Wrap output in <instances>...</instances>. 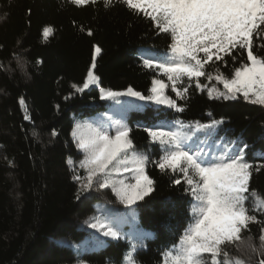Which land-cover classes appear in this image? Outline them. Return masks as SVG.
Returning a JSON list of instances; mask_svg holds the SVG:
<instances>
[{
    "label": "trees",
    "instance_id": "1",
    "mask_svg": "<svg viewBox=\"0 0 264 264\" xmlns=\"http://www.w3.org/2000/svg\"><path fill=\"white\" fill-rule=\"evenodd\" d=\"M45 27L53 29L47 39L42 36ZM168 43L149 19L119 0L109 8L103 0L81 6L70 0H0V264H124L132 243L143 245L136 251L138 264H163V253L190 223L192 199L185 185L173 184L175 176L161 173L153 163L146 171L155 182L154 191L132 208L119 203L109 189L93 188L77 198L78 184L68 163L82 158L71 136L75 121L121 119L120 110L132 106L123 122L137 149L156 161L160 147L150 141L145 127L222 119L212 136L196 133L190 143L202 144L215 155L229 141H237L233 149L247 143V161L264 163V106L242 96L210 99L207 90L192 85L179 99L169 86L166 92L182 112L151 101L123 98L116 104L100 99L101 89L131 86L148 95L153 78L167 83L142 62L164 52ZM94 46L101 49L94 68L99 83L70 95L72 84L82 86ZM217 63L225 74L231 72V61L227 66ZM200 79L212 88L214 80ZM21 98L30 120L24 119ZM76 174L84 175L79 168ZM250 187L264 194V169L253 173ZM247 206L251 210L252 202ZM107 213L127 218L121 226L123 238L104 237L86 223ZM250 228L258 236L260 225ZM141 233L149 235L141 238Z\"/></svg>",
    "mask_w": 264,
    "mask_h": 264
},
{
    "label": "snow or ice",
    "instance_id": "2",
    "mask_svg": "<svg viewBox=\"0 0 264 264\" xmlns=\"http://www.w3.org/2000/svg\"><path fill=\"white\" fill-rule=\"evenodd\" d=\"M77 6L97 3V0H70ZM137 15L149 19L157 35L164 34L169 43L164 52L143 59L142 67L157 74L149 94L144 95L129 86L123 91L101 89V100H115L122 96L165 105L177 112L184 108L167 94L171 86L176 98L184 99L189 87L207 90L210 99L244 100L264 106V0H119ZM105 8L113 0H103ZM43 29L42 36L52 33ZM89 35L91 31L89 30ZM259 40V43L256 41ZM92 65L88 68L82 86L71 85L81 93L90 85L99 83L94 74L96 55L101 52L94 46ZM246 53V59L244 55ZM233 67L229 74L219 64ZM238 65V66H237ZM212 69V71H209ZM201 77L223 85L208 88ZM185 78L187 84H185ZM70 97H65L69 99ZM30 120L26 102L19 100ZM132 106L120 110L121 119L106 116L93 123L76 124L71 131L73 142L82 154L79 161L69 159L73 180L78 184L77 198L93 188L110 189L119 203L132 208L154 191L155 182L146 168L153 163L161 173H171L175 185L183 183L184 191L191 196V221L177 243L163 253V264H264V194L250 187L254 172L264 169V163L253 165L246 159L247 143L231 147L229 141L219 155L205 151L202 144L190 143L196 133L212 136L223 120L195 121L188 124L180 120L145 127L153 144H158L161 155L156 161L137 149L130 136V127L123 116ZM211 116V113H209ZM189 129L188 133L183 129ZM35 135V132L33 133ZM52 135H56L53 131ZM77 168L84 175L76 174ZM252 202L251 210L248 202ZM126 217L111 213L94 216L86 221L104 237L123 238L121 226ZM259 224V234H251V224ZM247 232L249 235L245 236ZM141 233V238L147 236ZM258 241V243H257ZM96 243H102L96 240ZM132 243L124 256V264H138L137 248Z\"/></svg>",
    "mask_w": 264,
    "mask_h": 264
},
{
    "label": "rangeland",
    "instance_id": "3",
    "mask_svg": "<svg viewBox=\"0 0 264 264\" xmlns=\"http://www.w3.org/2000/svg\"><path fill=\"white\" fill-rule=\"evenodd\" d=\"M151 86H152V83H151ZM212 87H215V88H218V89H220L221 91H223V85L222 84H219L217 81H213V86ZM151 88V87H150ZM123 91V90H122ZM123 98H132V99H134V100H137V101H141V100H138V99H136V98H133V97H127V96H122V97H120L119 98V100H121V99H123ZM110 103H116V104H118V102L117 101H115V100H108ZM120 102V101H119ZM85 124V123H89V122H84V121H75V123H74V126L76 125V124ZM110 190V189H109ZM75 264H87V263H85V262H76Z\"/></svg>",
    "mask_w": 264,
    "mask_h": 264
}]
</instances>
